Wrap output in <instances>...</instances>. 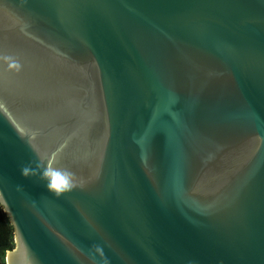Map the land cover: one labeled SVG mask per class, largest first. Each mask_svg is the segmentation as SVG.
<instances>
[{
	"label": "water",
	"instance_id": "water-1",
	"mask_svg": "<svg viewBox=\"0 0 264 264\" xmlns=\"http://www.w3.org/2000/svg\"><path fill=\"white\" fill-rule=\"evenodd\" d=\"M0 203L6 264H264V0H0Z\"/></svg>",
	"mask_w": 264,
	"mask_h": 264
},
{
	"label": "trees",
	"instance_id": "trees-1",
	"mask_svg": "<svg viewBox=\"0 0 264 264\" xmlns=\"http://www.w3.org/2000/svg\"><path fill=\"white\" fill-rule=\"evenodd\" d=\"M15 246L14 226L0 203V264H6L7 254L14 250Z\"/></svg>",
	"mask_w": 264,
	"mask_h": 264
},
{
	"label": "clouds",
	"instance_id": "clouds-1",
	"mask_svg": "<svg viewBox=\"0 0 264 264\" xmlns=\"http://www.w3.org/2000/svg\"><path fill=\"white\" fill-rule=\"evenodd\" d=\"M53 176L54 178L48 184V187L51 191H54L57 195H60L62 192L70 190L72 187L70 176H61L59 173H54Z\"/></svg>",
	"mask_w": 264,
	"mask_h": 264
}]
</instances>
